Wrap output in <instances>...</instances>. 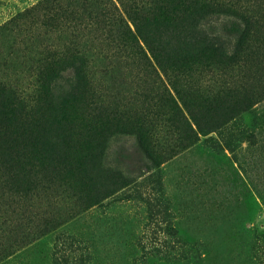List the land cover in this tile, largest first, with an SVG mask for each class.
<instances>
[{
  "label": "rangeland",
  "instance_id": "rangeland-1",
  "mask_svg": "<svg viewBox=\"0 0 264 264\" xmlns=\"http://www.w3.org/2000/svg\"><path fill=\"white\" fill-rule=\"evenodd\" d=\"M0 264H264V0H0Z\"/></svg>",
  "mask_w": 264,
  "mask_h": 264
}]
</instances>
